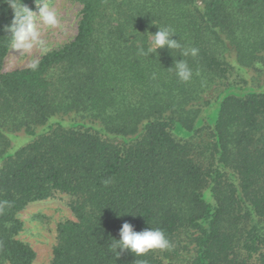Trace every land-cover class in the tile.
<instances>
[{"label": "trees", "instance_id": "16d2710c", "mask_svg": "<svg viewBox=\"0 0 264 264\" xmlns=\"http://www.w3.org/2000/svg\"><path fill=\"white\" fill-rule=\"evenodd\" d=\"M41 1L0 0V264H35L20 214L57 194L51 264H264V0H69L76 37L4 72ZM158 26L182 48L141 53ZM125 222L170 248L120 255Z\"/></svg>", "mask_w": 264, "mask_h": 264}, {"label": "rangeland", "instance_id": "374dc122", "mask_svg": "<svg viewBox=\"0 0 264 264\" xmlns=\"http://www.w3.org/2000/svg\"><path fill=\"white\" fill-rule=\"evenodd\" d=\"M40 4L56 11L59 19L57 26L45 25L39 19L38 5ZM38 5L34 13L37 14L35 22L39 31V40L43 42L42 45L36 43L27 49H18L13 46L5 59L4 72L28 68L48 52L71 42L76 37L82 10L80 4L69 0H42ZM236 77H238L237 74L234 78ZM253 78L254 74H249L248 79L253 82ZM263 78L264 76L261 79V84H263ZM20 136H23V134ZM31 140L29 137L20 140L16 150L23 147L22 143L25 146ZM14 144H16V141H14ZM70 204L71 199L69 196L57 194L55 198L33 203L21 212L20 219L24 222V231L19 239L35 250L37 255L35 264H51L53 250L57 244L58 226L61 223L75 220Z\"/></svg>", "mask_w": 264, "mask_h": 264}, {"label": "clouds", "instance_id": "9594fccd", "mask_svg": "<svg viewBox=\"0 0 264 264\" xmlns=\"http://www.w3.org/2000/svg\"><path fill=\"white\" fill-rule=\"evenodd\" d=\"M39 7V19L43 24L55 27L59 24V19L56 11L48 8L44 4L38 5ZM37 14L29 10L27 7L21 9V11H15V17L12 25L9 27V31L12 33L15 44L14 47L18 49L31 48L33 44L39 43L42 45V41L39 40V31L36 27L35 18ZM151 34V42L145 51L140 49L143 54L156 53L158 49L167 48L181 49L182 45L179 40L173 39L175 33L169 27H159L155 34ZM197 49L192 48L190 50L191 55L197 54ZM189 50H184L182 55H188ZM173 67V66H172ZM174 71L176 76L184 82L189 81L192 78V69L188 66L187 62L183 59H178L174 63ZM119 239H114L113 247L121 255L124 251H130L136 256L144 255L152 250H166L170 248V241L165 236L164 232L160 229H154L152 227L145 228L142 231H135L132 224L125 222L119 231Z\"/></svg>", "mask_w": 264, "mask_h": 264}]
</instances>
